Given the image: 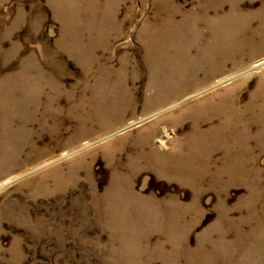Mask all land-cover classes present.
<instances>
[{
  "label": "rangeland",
  "instance_id": "rangeland-1",
  "mask_svg": "<svg viewBox=\"0 0 264 264\" xmlns=\"http://www.w3.org/2000/svg\"><path fill=\"white\" fill-rule=\"evenodd\" d=\"M0 264H264V0H0Z\"/></svg>",
  "mask_w": 264,
  "mask_h": 264
}]
</instances>
